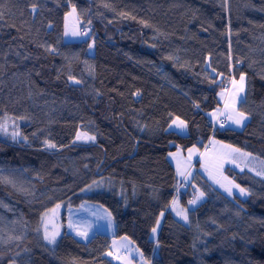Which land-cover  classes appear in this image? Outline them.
I'll return each mask as SVG.
<instances>
[{
	"label": "trees",
	"instance_id": "obj_1",
	"mask_svg": "<svg viewBox=\"0 0 264 264\" xmlns=\"http://www.w3.org/2000/svg\"><path fill=\"white\" fill-rule=\"evenodd\" d=\"M73 6L89 39L65 43ZM0 11V123L14 125L0 131V264H113L114 238L149 264H264V179L227 166L251 193L229 199L196 171L207 198L185 224L171 205L181 195L187 208L190 189L168 159L217 140L264 161V0H0ZM241 74L249 122L233 130L223 115ZM177 117L186 135L169 130ZM84 203L109 213L114 238L65 228L46 246L42 215L60 205L65 221Z\"/></svg>",
	"mask_w": 264,
	"mask_h": 264
},
{
	"label": "rangeland",
	"instance_id": "obj_2",
	"mask_svg": "<svg viewBox=\"0 0 264 264\" xmlns=\"http://www.w3.org/2000/svg\"><path fill=\"white\" fill-rule=\"evenodd\" d=\"M72 15H67L65 18V31L63 34V41L65 43H74V42H83L89 39V32L87 35H72L73 31L81 33V25L78 24V20L76 18L75 12H70ZM66 30L68 31V35H65ZM94 42L92 41L91 46L89 48L90 56H94L95 54ZM240 79V78H239ZM239 79L235 80L237 83L232 85L231 94L229 101H226L224 118L228 121V128L233 130H242L245 125L249 122V118L243 120L242 125H237L233 123L232 120L228 119L229 115L236 116L237 113H240L238 110L239 104L244 100L246 93V78H245V87L244 91L240 92L237 95L238 91V82ZM214 111L208 115L210 120H217L218 112ZM3 127L14 126L10 123H0ZM6 129V128H5ZM170 131H175L177 133L186 135L187 134V126L183 130L178 128L176 124H172L169 128ZM229 145L221 144L217 140L211 141V147L209 151L204 152L206 149L201 150L199 147H193L187 151H177L175 153H171L168 156V159L175 167L176 176L180 181V187L182 189V193L185 190L190 189V199H196V197H200L196 200L195 204L187 203V208L183 207L181 204V195L175 200V203L171 205V212L173 216L187 224L188 220L185 221L181 215H178L180 212H186L188 216L189 210L198 207L204 201H206V195L200 196V193H203L200 186L192 185V178L195 175L196 171L205 178L213 187H215L218 191L223 193L229 199H233L235 196H238L242 199L247 198L248 195H241L239 193V189L234 187L237 185L231 179H229L225 174L224 170L227 166H231L238 171H246L257 177L264 179V176L257 175V172H264V161L258 159L254 156L245 155V152L241 150L239 152H234V147H227ZM174 154V155H172ZM202 157V158H201ZM201 158V164L199 165V169H196L195 163ZM183 172L184 175L180 173ZM226 188H232V194L230 195ZM242 188V187H240ZM62 206L57 208L56 206L46 211L42 215L39 225V234L40 238L45 242V245L48 247H52L54 244H50L47 240L44 239V224H48V230L53 231L54 227L58 228L59 235L56 237V241L59 236L63 233V230L66 228L68 234L73 235L78 240L87 242L92 236H94L97 232L104 235H113L115 234V224L109 213L103 209L102 207L94 204L84 203L79 209H71L66 213V220H62ZM71 222L72 227H69V223ZM160 224V223H159ZM78 232H86L87 237L78 235ZM157 237L156 233L151 234V240H155ZM107 257L112 260L113 264H149L142 256L141 251L127 238L122 239H113L111 251L107 254Z\"/></svg>",
	"mask_w": 264,
	"mask_h": 264
},
{
	"label": "snow or ice",
	"instance_id": "obj_3",
	"mask_svg": "<svg viewBox=\"0 0 264 264\" xmlns=\"http://www.w3.org/2000/svg\"><path fill=\"white\" fill-rule=\"evenodd\" d=\"M33 11H35V5L33 6ZM72 12L74 13L75 12V7L73 6V10ZM69 15H72V13H69ZM4 16V13L2 11H0V19H2ZM51 26V25H49ZM72 35L76 36V35H87V33H80V32H76V31H73L71 33ZM65 35L67 36L68 35V31L66 30L65 32ZM70 79H72L70 77ZM77 83H79V81H77ZM237 82L236 81H233V84L235 85ZM244 87H245V75L244 74H241L240 75V79H239V82H238V91H237V95L240 93V92H243L244 91ZM247 117L244 115V113H237L236 116H232V115H229L228 116V119L229 120H232L233 123L237 124V125H242L243 124V120L246 119ZM174 124L177 125L178 128L180 129H184L186 128V124L184 121L182 120H179V118L177 117L176 120L173 121ZM0 131H6V129L3 127V125H0ZM19 135L18 132H13L12 133V138L15 139L17 136ZM81 136L78 135L77 136V139H80ZM88 139H92L94 140L95 137H87ZM25 139H27V137H25ZM45 145L46 147L48 148H55L56 145L55 144H52L48 141H45ZM227 147H231L230 145L227 146ZM234 152H239L240 149H233ZM174 155V154H172ZM245 155H248L250 156L251 153H245ZM181 175H184L183 172L180 173ZM257 175H261V176H264V172H257ZM9 183H11V181H8ZM234 187L238 188L239 189V193L241 195H251V193L249 192V190L245 189V188H240L239 185H234ZM226 191H228V193L231 195L232 194V188H226ZM204 193H200V196H203ZM200 197H196V199H193L192 201H189V203L191 204H195L196 203V200H198ZM175 203V201L173 202ZM57 208L60 207V205H57L56 206ZM45 215H47V213H45ZM178 215H181L183 217V219L185 221L188 220V216L186 215V212H180L178 213ZM157 223V227H159V221L156 222ZM69 227H72V224L71 222L69 223ZM157 227H154L152 229V232L153 233H156L157 231ZM59 235V230L58 228H55L54 227V230L53 231H49L48 230V224L45 223L44 224V239L47 240L50 244H55L56 243V237ZM78 235H81V236H84L85 238L87 237V233L86 232H78Z\"/></svg>",
	"mask_w": 264,
	"mask_h": 264
},
{
	"label": "built area",
	"instance_id": "obj_4",
	"mask_svg": "<svg viewBox=\"0 0 264 264\" xmlns=\"http://www.w3.org/2000/svg\"><path fill=\"white\" fill-rule=\"evenodd\" d=\"M82 33H87V31L86 30H83V32Z\"/></svg>",
	"mask_w": 264,
	"mask_h": 264
},
{
	"label": "crops",
	"instance_id": "obj_5",
	"mask_svg": "<svg viewBox=\"0 0 264 264\" xmlns=\"http://www.w3.org/2000/svg\"><path fill=\"white\" fill-rule=\"evenodd\" d=\"M109 236V235H108ZM110 237H113V235H111Z\"/></svg>",
	"mask_w": 264,
	"mask_h": 264
}]
</instances>
